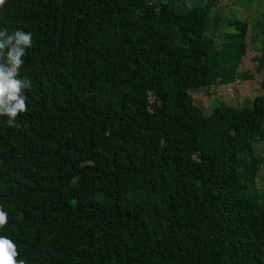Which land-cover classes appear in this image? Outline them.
I'll return each mask as SVG.
<instances>
[{
	"label": "trees",
	"instance_id": "1",
	"mask_svg": "<svg viewBox=\"0 0 264 264\" xmlns=\"http://www.w3.org/2000/svg\"><path fill=\"white\" fill-rule=\"evenodd\" d=\"M213 0H6L31 32L28 111L0 117V235L26 264H264V85L249 105L192 98L246 46L206 38ZM214 24L216 16L212 15ZM222 22V21H221ZM224 35V36H225ZM235 37V38H234ZM253 59L264 52L249 37ZM250 44V45H251ZM229 69V68H228ZM248 77L247 71L240 74Z\"/></svg>",
	"mask_w": 264,
	"mask_h": 264
},
{
	"label": "rangeland",
	"instance_id": "2",
	"mask_svg": "<svg viewBox=\"0 0 264 264\" xmlns=\"http://www.w3.org/2000/svg\"><path fill=\"white\" fill-rule=\"evenodd\" d=\"M205 0H178L187 8L191 4H201ZM207 23L205 27L206 38L213 41V45L223 51L230 48L225 32L233 37V29L223 22V20L237 18L246 23L245 35L242 43L246 46L245 51L241 52L238 60L233 66L225 68L220 83L209 86L205 91H198L193 94V100L201 106L202 110L207 111L208 107L215 101H221L226 105L240 107L249 105L251 99L262 93L260 81V66L253 59V55H259V51L251 48L249 37L255 33L258 41L256 45L259 50L264 52V0H213ZM212 15L216 16V24ZM222 21V22H221ZM225 35V36H224ZM235 38V37H234ZM251 44V45H250ZM229 68V69H228ZM247 71L248 77H241L240 74ZM253 152L260 157L259 170L256 174L253 191L264 193V139L251 143Z\"/></svg>",
	"mask_w": 264,
	"mask_h": 264
},
{
	"label": "clouds",
	"instance_id": "3",
	"mask_svg": "<svg viewBox=\"0 0 264 264\" xmlns=\"http://www.w3.org/2000/svg\"><path fill=\"white\" fill-rule=\"evenodd\" d=\"M6 0H0V7ZM33 44L31 32L16 29L11 34L8 28L0 29V117H7V125L20 127L17 118L28 111V96L25 90L31 88L28 78H21L20 69L24 65L26 50ZM9 222V213L0 205V229ZM17 244L9 236L0 235V264H26L18 259Z\"/></svg>",
	"mask_w": 264,
	"mask_h": 264
},
{
	"label": "water",
	"instance_id": "4",
	"mask_svg": "<svg viewBox=\"0 0 264 264\" xmlns=\"http://www.w3.org/2000/svg\"><path fill=\"white\" fill-rule=\"evenodd\" d=\"M260 81L264 85V59L260 65Z\"/></svg>",
	"mask_w": 264,
	"mask_h": 264
}]
</instances>
